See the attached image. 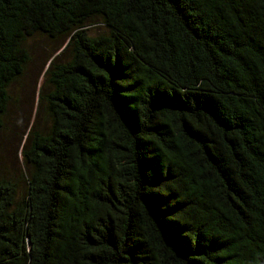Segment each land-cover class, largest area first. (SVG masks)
<instances>
[{
    "label": "trees",
    "instance_id": "1",
    "mask_svg": "<svg viewBox=\"0 0 264 264\" xmlns=\"http://www.w3.org/2000/svg\"><path fill=\"white\" fill-rule=\"evenodd\" d=\"M35 35L0 264H264V0H0V128Z\"/></svg>",
    "mask_w": 264,
    "mask_h": 264
},
{
    "label": "rangeland",
    "instance_id": "2",
    "mask_svg": "<svg viewBox=\"0 0 264 264\" xmlns=\"http://www.w3.org/2000/svg\"><path fill=\"white\" fill-rule=\"evenodd\" d=\"M104 31L101 25L89 29L91 35ZM68 39H49L35 35L24 42L29 61L21 75L9 86L10 101L0 128V179L15 181L20 191L25 186L21 150L27 133L33 128L45 132L49 121L39 103L44 74L52 59L67 45Z\"/></svg>",
    "mask_w": 264,
    "mask_h": 264
}]
</instances>
